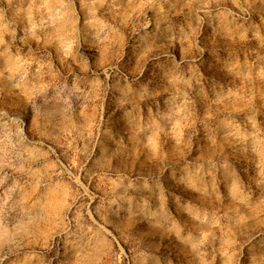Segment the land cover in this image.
<instances>
[{
	"label": "clouds",
	"instance_id": "clouds-1",
	"mask_svg": "<svg viewBox=\"0 0 264 264\" xmlns=\"http://www.w3.org/2000/svg\"><path fill=\"white\" fill-rule=\"evenodd\" d=\"M0 264H264V0H0Z\"/></svg>",
	"mask_w": 264,
	"mask_h": 264
}]
</instances>
